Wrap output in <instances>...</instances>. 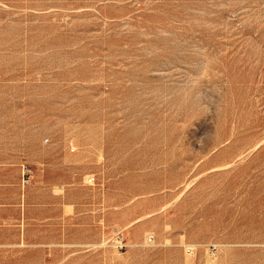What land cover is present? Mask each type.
<instances>
[{"label":"rangeland","instance_id":"obj_1","mask_svg":"<svg viewBox=\"0 0 264 264\" xmlns=\"http://www.w3.org/2000/svg\"><path fill=\"white\" fill-rule=\"evenodd\" d=\"M0 264H264V0H0Z\"/></svg>","mask_w":264,"mask_h":264},{"label":"built area","instance_id":"obj_2","mask_svg":"<svg viewBox=\"0 0 264 264\" xmlns=\"http://www.w3.org/2000/svg\"><path fill=\"white\" fill-rule=\"evenodd\" d=\"M94 180H95V176L94 175L90 176L89 179H88L89 182H93ZM153 239H154V235H148L147 236V242L150 243V242L153 241ZM126 245H127V243H125L123 241H121L119 243V247H121V248H124ZM191 250H192L191 248H188V251H191Z\"/></svg>","mask_w":264,"mask_h":264}]
</instances>
